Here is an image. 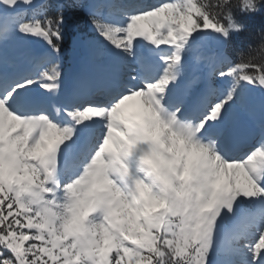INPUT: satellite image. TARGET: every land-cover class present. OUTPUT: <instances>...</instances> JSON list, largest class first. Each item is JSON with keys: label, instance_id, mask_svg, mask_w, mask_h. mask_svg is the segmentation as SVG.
<instances>
[{"label": "snow or ice", "instance_id": "obj_1", "mask_svg": "<svg viewBox=\"0 0 264 264\" xmlns=\"http://www.w3.org/2000/svg\"><path fill=\"white\" fill-rule=\"evenodd\" d=\"M254 45L264 0H0V264H264Z\"/></svg>", "mask_w": 264, "mask_h": 264}, {"label": "trees", "instance_id": "obj_2", "mask_svg": "<svg viewBox=\"0 0 264 264\" xmlns=\"http://www.w3.org/2000/svg\"><path fill=\"white\" fill-rule=\"evenodd\" d=\"M80 26H83V21H79ZM259 27V23H257V28ZM254 50L251 51L250 55L254 58V61L258 64H264V47H261L259 45L253 46ZM234 56V58L239 62V54L235 51L231 52ZM245 54L248 55V49L245 48Z\"/></svg>", "mask_w": 264, "mask_h": 264}]
</instances>
